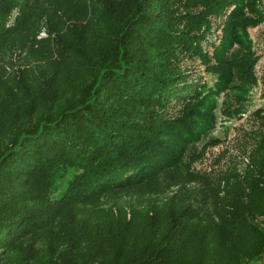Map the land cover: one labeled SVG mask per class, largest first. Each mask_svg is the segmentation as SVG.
Here are the masks:
<instances>
[{
  "label": "trees",
  "instance_id": "obj_1",
  "mask_svg": "<svg viewBox=\"0 0 264 264\" xmlns=\"http://www.w3.org/2000/svg\"><path fill=\"white\" fill-rule=\"evenodd\" d=\"M40 1L0 0V17L17 8L23 18ZM62 1L81 16L53 39L58 67L20 87L19 100L0 99V264H264V156L245 192L226 193L216 222L189 225L188 207L172 206L136 225H92L69 208L51 226L74 200L180 171L186 147L215 125V94L229 89L241 107L254 82L247 28L263 18L258 0ZM230 6L211 43L208 17ZM202 40L213 88L188 82L176 64L184 54L209 60ZM174 100L183 110L167 118Z\"/></svg>",
  "mask_w": 264,
  "mask_h": 264
},
{
  "label": "rangeland",
  "instance_id": "obj_2",
  "mask_svg": "<svg viewBox=\"0 0 264 264\" xmlns=\"http://www.w3.org/2000/svg\"><path fill=\"white\" fill-rule=\"evenodd\" d=\"M44 1L38 3L35 13L28 9L23 18L16 19L17 8L6 17H0V99L19 100L22 87H29L37 75L58 67L51 49L53 39L63 37L69 15L81 16L74 4L62 0ZM232 7L208 17L205 34L211 43L220 42L224 21ZM258 9L262 20L247 28L255 58L254 82L248 85L241 107L237 106L229 89L214 95L215 125L199 141L186 147L180 171L179 168L169 169L134 187L104 189L85 199L74 200L53 215L51 226L58 229L60 216L69 208L74 209L76 219L87 224L121 220L136 225L147 215L164 217L172 206L179 210L188 207L191 211L189 225L212 223L226 207L222 205L227 192L247 190V172L256 169V163L264 156L261 141L264 134V0H258ZM234 49L235 44L229 52ZM201 51L210 59L184 54L176 62L178 71L185 74L188 82L213 88L217 76L208 68L214 63L212 47L202 40ZM182 110L183 101L174 100L161 112L167 118H175ZM64 184L61 183L62 188ZM44 245L41 240L37 242L38 248ZM44 251L48 254L46 249Z\"/></svg>",
  "mask_w": 264,
  "mask_h": 264
}]
</instances>
